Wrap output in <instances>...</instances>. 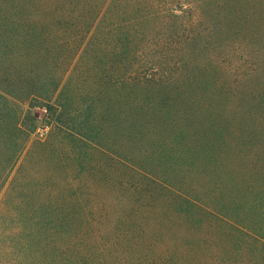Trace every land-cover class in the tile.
Here are the masks:
<instances>
[{
    "label": "trees",
    "instance_id": "obj_1",
    "mask_svg": "<svg viewBox=\"0 0 264 264\" xmlns=\"http://www.w3.org/2000/svg\"><path fill=\"white\" fill-rule=\"evenodd\" d=\"M35 107L62 144L37 143L12 178ZM114 122L126 149L102 143ZM91 145L100 172L70 175ZM4 230L39 264H264V0H0Z\"/></svg>",
    "mask_w": 264,
    "mask_h": 264
},
{
    "label": "rangeland",
    "instance_id": "obj_2",
    "mask_svg": "<svg viewBox=\"0 0 264 264\" xmlns=\"http://www.w3.org/2000/svg\"><path fill=\"white\" fill-rule=\"evenodd\" d=\"M89 48H90V55L87 56L84 61L86 65L89 64L91 66H94L96 69H94L88 74L83 75L82 77H78L80 73L74 74L75 76L72 79L74 81V83L72 84L74 88L80 85L82 83L81 82L82 80L86 81L87 84L85 83L86 85L84 86V88H82L84 93L91 91L94 82H97V80H99L98 77L100 76L99 74L100 71H98L97 69V68H100V61H101L100 45L93 44ZM84 50L85 49H83V51ZM95 56L97 58H95ZM239 56L240 55L238 54L231 56L233 59L230 60L229 58L222 65L227 66L230 69L238 66ZM217 61H219L220 63L221 61L220 56L216 58V62ZM246 61H249V60H245V62ZM243 68L244 69L242 70H245L247 68L246 64H244ZM247 69L250 70V68H247ZM91 73H93L94 75L92 78H90L92 76ZM110 95L113 96V94H110ZM35 105L38 106L37 103H35ZM26 110H29L27 106H26ZM230 112L231 110L224 111L225 114H229ZM247 112H250V111H247ZM90 113L91 112H87V115L92 116V114ZM31 114H32V120H34V128L32 129L33 130L32 133L30 134L28 147L26 151L23 153V155L21 156L18 167L14 171L12 178L16 176L19 168L22 167L24 164H26V162L28 161V157L31 155V153L36 151L35 146L37 143L39 142L45 143V142L54 140L57 147H60L62 144L60 135L59 133L56 132L58 130L56 127L57 125L56 123L52 122L51 117L48 116L46 110L40 107H35L34 110L31 112ZM97 115H98V124L96 126H94L93 121L91 123V118L86 123L85 121H87V119L79 118V122L85 123V127L88 129L87 135L96 139L97 142H99L100 144V110L99 112H97ZM103 128L105 129V132L102 135V138L105 141H102V143H106L109 146L114 145V146L119 147V149L115 147L116 150H120L121 148L126 149V147L130 144V135L128 134L126 135V132L127 133L129 132L127 125L121 126L117 122H114V124L111 123L109 125L103 126ZM245 129L249 131L250 130L249 125L245 126ZM122 133L125 135H123ZM120 136H124V137H120ZM149 142L151 143V141H148V142H145L143 145H146ZM90 147L93 149L92 150L93 157L91 158V156H89L86 152H83L85 162L81 167H78L75 164L73 165L72 160L67 161L68 165L66 169L67 171L71 172L70 175H73V172L75 171L76 172L83 171L87 173L86 175L89 177L91 175L89 173L95 172L96 174L100 172V163H99L100 162V148H98L95 145H91ZM51 158H52V155H50L43 164L48 165V163H50L53 167L55 165V160H51ZM55 159H56V155H55ZM73 169L75 171H73ZM88 177H85L86 179L82 180V185L86 184L87 181H88V184L92 182L91 179H89ZM85 191L87 193L85 196L86 197L85 199L86 200L88 199V204L89 205L95 204L98 199L95 198L93 195L97 194V191H98L97 187L96 186L93 187L89 185L88 189ZM99 227L100 226H98L97 228ZM23 242H24V238L20 237L18 234H14L6 230L0 231V264H39L37 261L38 258L35 252L26 253L24 247L22 246Z\"/></svg>",
    "mask_w": 264,
    "mask_h": 264
}]
</instances>
